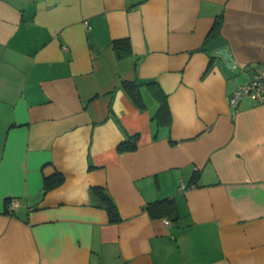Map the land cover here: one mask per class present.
Listing matches in <instances>:
<instances>
[{
	"label": "crops",
	"instance_id": "crops-1",
	"mask_svg": "<svg viewBox=\"0 0 264 264\" xmlns=\"http://www.w3.org/2000/svg\"><path fill=\"white\" fill-rule=\"evenodd\" d=\"M262 66L264 0H0V264H264V102L228 103Z\"/></svg>",
	"mask_w": 264,
	"mask_h": 264
},
{
	"label": "trees",
	"instance_id": "trees-1",
	"mask_svg": "<svg viewBox=\"0 0 264 264\" xmlns=\"http://www.w3.org/2000/svg\"><path fill=\"white\" fill-rule=\"evenodd\" d=\"M220 22H217L215 25V30L218 29ZM112 49L114 52V56L116 60L124 59L130 56V46L129 41L127 39H119L112 42ZM153 82H148L145 84H140L135 81L127 82L121 81L120 86L125 90L131 100L135 103V105L140 109H145V101L143 99L142 89L147 88L151 94L156 98L158 102V111L155 117L160 120H165L168 117L167 112V96L156 88L154 90ZM138 139V135L129 136L127 140L121 142L117 150L119 152H128L133 151L136 148V142ZM62 182V176L60 174H55L51 177L44 179V191L49 190L58 186ZM195 185L194 183L191 184ZM189 185V187L191 186ZM89 195L94 200V206L103 208L108 216L110 222H117L119 220V213L117 207L111 197L105 192V190L101 187H92L89 189ZM12 198H7L4 200V213L12 214L13 210L9 209V204ZM146 210L152 218L157 217H171L174 212L173 203L170 200H160L153 203H150L146 206ZM172 222V221H171Z\"/></svg>",
	"mask_w": 264,
	"mask_h": 264
},
{
	"label": "built area",
	"instance_id": "built-area-1",
	"mask_svg": "<svg viewBox=\"0 0 264 264\" xmlns=\"http://www.w3.org/2000/svg\"><path fill=\"white\" fill-rule=\"evenodd\" d=\"M86 25V23L84 24ZM245 95H252L258 102H264V66L258 68L253 72L250 79L239 86L229 97V106L237 110L239 101ZM190 187H193L192 185ZM187 186L181 182L179 185V190L186 189ZM17 208V200L12 198L9 204L10 210H15ZM165 226L172 225L170 220L163 221Z\"/></svg>",
	"mask_w": 264,
	"mask_h": 264
},
{
	"label": "water",
	"instance_id": "water-1",
	"mask_svg": "<svg viewBox=\"0 0 264 264\" xmlns=\"http://www.w3.org/2000/svg\"><path fill=\"white\" fill-rule=\"evenodd\" d=\"M218 54L223 58L226 66L228 68H233L234 67L233 59L228 55V53L225 50L219 51Z\"/></svg>",
	"mask_w": 264,
	"mask_h": 264
}]
</instances>
